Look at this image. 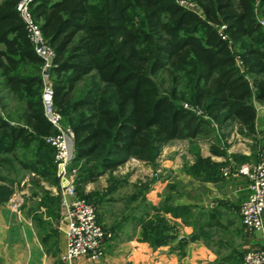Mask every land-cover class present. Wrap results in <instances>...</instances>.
I'll use <instances>...</instances> for the list:
<instances>
[{"label":"trees","instance_id":"trees-1","mask_svg":"<svg viewBox=\"0 0 264 264\" xmlns=\"http://www.w3.org/2000/svg\"><path fill=\"white\" fill-rule=\"evenodd\" d=\"M17 1L0 0V168L16 164L37 187L57 184L54 149L45 142L57 133L43 113L45 60ZM29 11L52 52L46 79L52 107L73 133L72 163H91L75 182L88 203L84 188L107 171L130 158L154 164L174 140L209 138L212 123L256 135L255 103H264V0H32ZM4 92L19 105L6 116ZM223 165L199 157L187 172L216 181ZM168 188L149 207L152 215L136 218L138 240L153 249L177 238V224L166 215L195 227L207 215L202 207L194 213L195 206L175 204L180 192ZM50 199L56 210L47 211L55 214L59 198ZM217 214L208 210L204 227H222ZM49 239L46 232L41 242ZM187 243L176 244L181 257ZM233 259L222 260L237 264Z\"/></svg>","mask_w":264,"mask_h":264},{"label":"rangeland","instance_id":"rangeland-1","mask_svg":"<svg viewBox=\"0 0 264 264\" xmlns=\"http://www.w3.org/2000/svg\"><path fill=\"white\" fill-rule=\"evenodd\" d=\"M189 9L196 10L191 4H185ZM156 82L163 86L162 82L165 77L159 75L155 78ZM162 81V82H161ZM167 83L164 84L166 86ZM43 94V93H42ZM2 115L6 116L7 112L15 110L19 105L7 93H2ZM200 115L202 113H199ZM257 133L255 136H248L236 124L218 125L212 123V134L209 138H202L199 140H174L168 145L164 146L161 153L154 164L145 163L134 158L128 159L123 165L112 170L107 171L100 177L92 187L84 188V193L91 197L90 204L93 205L97 212L99 225L106 231L110 232L112 238L106 242L104 246V254L99 261L101 264H153V252L158 249L167 247V245L153 249V247L145 242L139 241L140 223L136 218H144L146 211H150L149 207H156L150 194L154 189H158L159 185L164 184L168 179L169 171L162 167L161 160H167L173 164L175 170H181L186 175L190 176L187 170L191 169L198 160L202 157L203 152L208 151L211 156H226V151L233 148L247 149L249 153L245 156L242 154H233L235 158H231L229 162H222L224 165L222 170L231 167L237 169L243 163L257 160L258 154L264 149V120L256 123ZM67 128V127H65ZM166 150V152H165ZM215 153V154H214ZM212 161V160H211ZM213 162V161H212ZM91 163L89 161H82L79 164L72 163L69 168L68 181L70 186L75 189V182L81 172L87 169ZM220 164V163H219ZM173 170V169H171ZM56 176V175H55ZM232 176V175H231ZM192 177V176H190ZM33 174L18 169L16 164L3 166L0 168V206L5 204L16 203L17 211H20L23 220L26 219L32 224V229L35 232L37 240L41 245L43 252L46 254L45 264H62L60 255L63 251L58 239L61 237L63 226L60 223L63 207L62 195L59 191V182L57 184H50L40 182L39 187L32 182ZM193 178V177H192ZM58 180V179H57ZM195 181L196 178H193ZM174 186L180 192H184L185 196L193 201L195 197V188L192 187L190 191H184L188 185L178 180L168 183L163 190L164 197L169 190V186ZM190 185V184H189ZM245 185V183L243 184ZM69 186V187H70ZM190 187V186H189ZM155 194H159L158 190H154ZM70 193L67 190L64 197ZM154 194V193H153ZM189 194V195H188ZM47 195V196H46ZM181 195V193H180ZM179 195V196H180ZM59 198L58 212L51 214L48 210H56V205L50 198ZM5 203H1L4 200ZM188 199V200H189ZM245 199H242L240 205H233L230 221L221 218L222 227L206 228L204 227L207 221L208 210L202 206L200 210H205L207 215L205 219L198 221L200 233L197 235V240L204 247L203 261L198 264H227L228 261H223L224 258H230L236 261L237 264H242V258L248 249L249 242L246 240V229L241 224L240 206ZM211 203H216V200H210ZM162 202V201H161ZM160 202V203H161ZM44 203V204H43ZM209 204V203H208ZM159 205V204H158ZM239 206V207H238ZM199 207L193 210L197 213ZM152 215V211L149 213ZM143 215V216H142ZM39 224V225H37ZM42 224V226H41ZM62 226V227H61ZM193 225L181 227H190L193 231L198 227ZM177 227V225H176ZM46 232L50 235V239L42 243V238ZM192 235V234H191ZM189 235V237L191 236ZM189 237L186 239L189 243ZM253 238V237H252ZM136 241L134 252L128 249L127 242ZM61 242V241H60ZM254 242V241H251ZM172 242L169 244L167 251H159L160 253H170L172 251ZM187 248V247H186ZM132 253V255H131ZM180 255V254H178ZM177 255V256H178ZM223 259V260H222ZM0 264L2 261L0 259Z\"/></svg>","mask_w":264,"mask_h":264},{"label":"built area","instance_id":"built-area-1","mask_svg":"<svg viewBox=\"0 0 264 264\" xmlns=\"http://www.w3.org/2000/svg\"><path fill=\"white\" fill-rule=\"evenodd\" d=\"M31 2L32 0H18L16 10L25 25L35 52L45 60L46 68L52 52L31 17L29 11ZM259 23L264 27V21L260 18ZM46 78L47 75L43 74V113L57 133L46 137L45 142L54 149L55 175L59 182L63 207L60 223L63 226L62 233L65 237V244L60 260L62 264H75L76 262L96 264L101 260L104 246L112 238V235L99 225L95 207L79 198L76 191L70 186L67 177L74 157L73 133L62 125L60 114L52 107L51 89ZM196 112L197 114L201 113L200 111ZM231 175L243 176L249 182V192L242 202L239 212L242 226L253 234H264V149L258 154L254 164H244L234 170L231 167L222 170L223 177ZM67 190L74 197L71 202L66 201L64 197ZM17 206L16 203L12 204L15 211H17ZM242 264H264V238L260 244H255L246 250Z\"/></svg>","mask_w":264,"mask_h":264},{"label":"crops","instance_id":"crops-1","mask_svg":"<svg viewBox=\"0 0 264 264\" xmlns=\"http://www.w3.org/2000/svg\"><path fill=\"white\" fill-rule=\"evenodd\" d=\"M255 108L256 123L263 121L264 103H255ZM238 153L246 156L249 151H247V149L244 147L240 150L238 148H231L226 151V156L224 157L211 156L208 151H205L203 152L202 157L205 158L210 156L211 160L215 163H226L231 161L232 157L235 158L236 155L233 156V154L238 155ZM160 163H162V167H167L166 170L169 171V180L164 182L162 185L160 184L159 187H156L158 189H154L158 190L159 194H155L154 190V194L151 192L149 198L152 200L155 206H158V204H160V202L164 199L163 190L165 189V186L169 182L172 183L174 180H178L179 182H182L183 184L186 183L188 185L185 187L184 191H190L192 187L195 188L196 192L194 194L197 199L193 201L191 198L189 199L188 196L186 197L184 192L179 191L181 195L176 197L175 204L192 205L197 208L202 206L207 210L217 212L218 219H225L226 217V219H228L227 221L232 223V220H230L232 215L229 211L233 209V205H240L242 199H245L249 192V182L245 177H223L221 175V177L216 181L203 182L198 179L194 181L192 177L186 175L181 170H175L176 166L169 163L167 160H161ZM254 163L255 161L246 162L243 164L251 165ZM244 183L245 185H243ZM93 184L94 183L88 184L87 187H89L87 189L92 187ZM73 198L74 197L70 193H68L65 197L66 201L68 202H71ZM216 199H218L216 203H211L210 200ZM193 210L195 211V209ZM19 212L20 211H15L13 209L12 203L10 205L5 204L0 206V259L2 264H45L46 254L43 252L41 245L37 240L35 232L32 229V224L29 219H26L25 222L23 221L20 223L19 221H21L20 219H22L23 216ZM166 218L177 224V238L171 244L172 250H175L178 241L186 240L189 235L193 233V230L190 227H181L180 219H172L169 215H166ZM263 238L264 234H253L247 230L246 240L249 242L247 248L255 244H260L263 241ZM58 242L61 244V249H63L65 244L64 234L61 235V237L58 239ZM135 244H137L136 241H129L125 245H129L127 246L129 247L128 249H131L132 252H134ZM186 247L184 249L183 257L178 255L180 254L179 250L172 251L168 254L159 252L167 251L169 249V245H167V247L158 249V251H154L152 254L153 264H198L199 262L203 261L202 258L204 257V247L198 241L189 243V245ZM75 264H80V262H76ZM96 264H101V262Z\"/></svg>","mask_w":264,"mask_h":264},{"label":"water","instance_id":"water-1","mask_svg":"<svg viewBox=\"0 0 264 264\" xmlns=\"http://www.w3.org/2000/svg\"><path fill=\"white\" fill-rule=\"evenodd\" d=\"M50 62H51V58L48 59V66L50 65ZM48 66H47V67H48ZM47 67H46V68L44 69V71H43V74H44V75H47V73H48Z\"/></svg>","mask_w":264,"mask_h":264}]
</instances>
